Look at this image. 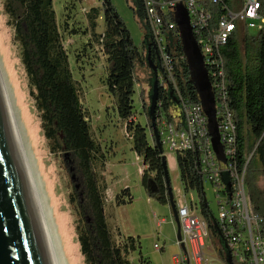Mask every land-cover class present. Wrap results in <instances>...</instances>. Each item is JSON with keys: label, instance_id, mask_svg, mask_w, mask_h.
<instances>
[{"label": "trees", "instance_id": "obj_1", "mask_svg": "<svg viewBox=\"0 0 264 264\" xmlns=\"http://www.w3.org/2000/svg\"><path fill=\"white\" fill-rule=\"evenodd\" d=\"M100 1L101 8H92L86 14L88 27L84 35H91V41L97 42L108 57L107 90L115 100L118 116L128 123L127 131L133 141V150L143 161V188L150 198L170 205L165 150L162 145L159 147L156 144L150 119L145 128L133 121L137 64L148 66L149 56L151 61L154 60L144 0H131L137 20L146 28L143 50L135 46L130 31L111 1ZM201 5L210 16L209 27L214 31L226 10H240L241 0H201ZM5 8L15 28L45 137L52 152L62 154L74 188L71 201L76 204V232L85 263L131 264L129 256L138 253L139 264H152L142 256L139 239L131 237L122 244L114 239L106 213L108 186L99 171L106 167V155L92 136L62 42L53 0H5ZM101 13L104 14L106 28L103 34H97V21ZM78 32L74 30L73 34ZM178 39L177 34L168 38L175 63V77L182 93L201 103L188 75L187 62ZM220 56L225 72L227 100L237 127V165L241 170L246 168L245 183L253 212L263 220L259 224L258 234L264 239V31L256 37L240 31L234 33L220 49ZM159 99L164 101L167 109L168 99L161 90ZM168 117L173 121L172 116ZM176 160L184 192L196 194L197 207L208 225L209 238L212 235L216 245L220 242L222 247H217L216 251L225 262V242L206 198L198 157L186 152L177 154ZM133 200L130 189H124L116 196L115 203L123 206L133 203ZM174 202L177 204L175 199Z\"/></svg>", "mask_w": 264, "mask_h": 264}, {"label": "rangeland", "instance_id": "obj_2", "mask_svg": "<svg viewBox=\"0 0 264 264\" xmlns=\"http://www.w3.org/2000/svg\"><path fill=\"white\" fill-rule=\"evenodd\" d=\"M110 1L125 22L135 46L143 50L142 43L146 28L137 20L132 10L133 2L130 0L129 4L127 0ZM53 2L62 42L69 57L74 80L80 91L81 102L90 122L92 136L106 155L107 166L99 170L100 174L105 180L107 179L110 185L114 184L115 188H121V191L130 189L134 198L133 203L119 207L110 208L109 206L107 208L106 203V213L109 214L108 221L114 239L119 244L131 237L139 239L142 256L152 264H174L173 258L180 253V247L177 242V226L171 207L150 198L143 188L142 159L133 150V141L127 131L128 123L118 116L115 100L107 90L108 57L97 42L91 41V35H84V30L88 27L86 14L92 8H101L102 2L100 0H84L83 2L53 0ZM177 8L175 13L176 33L182 45L186 62L194 74V70L197 71L199 68L193 66L192 44L187 40L186 30L178 25L184 4L179 3ZM260 23L261 21H257L258 25ZM97 24V34H103L106 28L103 13H101ZM74 30L79 32L73 34ZM248 35L256 37L258 30H250ZM0 67L5 82L7 80L6 87L19 120L41 200L43 204L45 203L44 208L47 212L49 226H51L53 240L56 243L55 246L57 245L55 248L58 258L61 260H59L60 264H86L81 254L76 232L78 222L76 204L71 201L74 188L62 154L52 152L51 145L45 137L33 89L22 62L21 48L16 40L15 28L6 12L5 0H0ZM135 76L137 83L133 121L145 128L149 123L148 107L151 103L153 73L146 64H137ZM190 77L197 84V77L195 75H190ZM197 94L201 104L205 107V94L199 91ZM174 108V105L169 106L171 113L174 112ZM211 108L215 109L217 105H211ZM176 112L177 115L181 114L179 105H176ZM213 128L212 125L208 126L210 134ZM149 139L151 140L150 133ZM165 150L170 187L175 201L179 203V197L184 198L185 195V199H183L185 204L199 212L197 200L193 201L191 193L185 194L180 173L176 166L172 167L176 154L168 153L167 148ZM216 159L220 167L224 168L223 146H220ZM204 190L210 210L217 219L219 199L211 183L205 182ZM195 197L197 198L196 195ZM163 219L166 220V223L159 227L158 222ZM209 245L215 250L217 247H222L220 242L215 244V238L212 235ZM209 251L210 249L207 248V256L211 257L212 253H208ZM208 259L209 264H214L215 261L212 258ZM129 260L131 264H139L138 253L131 254Z\"/></svg>", "mask_w": 264, "mask_h": 264}, {"label": "built area", "instance_id": "obj_3", "mask_svg": "<svg viewBox=\"0 0 264 264\" xmlns=\"http://www.w3.org/2000/svg\"><path fill=\"white\" fill-rule=\"evenodd\" d=\"M179 3L184 4L189 14L194 38L214 92V102L217 105L215 120L220 146L224 150V168L220 167L216 159L208 130L209 120L202 104L186 97L175 77V63L169 50L168 38L177 34L175 13ZM144 9L151 37L163 64L165 80L171 86L181 108L180 116L174 117L173 121L159 112L156 122L162 147L164 150L167 148L168 153L176 155L186 152L197 155L204 183L212 184L219 199V216L216 222L232 264H264V239L258 234L259 224L263 220L253 212L245 183L246 168L241 170L237 165V127L227 100L225 72L220 56V49L234 33L258 30L259 34L264 31L263 0H241L240 10H226L214 31L209 27L210 16L201 5V0H144ZM257 21H261L260 25ZM163 78L160 77V80ZM158 104L161 106V102L158 101ZM224 177L230 187L225 185ZM176 206L181 240H177L180 253L174 256V264H209L208 258H212L214 264H227L209 245L208 225L200 212L192 210L185 202H179ZM164 223L165 219L159 221L158 226L161 227ZM207 248L210 249L208 253H212L211 257L207 256Z\"/></svg>", "mask_w": 264, "mask_h": 264}, {"label": "water", "instance_id": "obj_4", "mask_svg": "<svg viewBox=\"0 0 264 264\" xmlns=\"http://www.w3.org/2000/svg\"><path fill=\"white\" fill-rule=\"evenodd\" d=\"M178 10V8H177ZM176 22V18H175ZM177 24V22H176ZM187 32V40L191 42L194 56V70L197 84L192 80L197 91L205 94V113L209 125L214 126L211 133L215 154L219 153L220 137L216 127L214 95L208 73L199 46L194 38L190 17L185 8L181 10L178 23ZM151 70L156 74L151 90V103L148 116L151 120V129L156 144L161 147L160 136L156 124V111L159 101L158 69L154 62L148 58ZM173 101H176L173 93H170ZM167 168V161H164ZM167 184L170 187L169 173ZM224 183L230 187L227 178ZM170 207L177 226V240H181V226L178 217L177 206L170 187ZM227 264H232V258L225 244ZM0 264H57L50 243L41 207L36 190L27 166L18 132L7 103L3 88L0 83Z\"/></svg>", "mask_w": 264, "mask_h": 264}, {"label": "bare ground", "instance_id": "obj_5", "mask_svg": "<svg viewBox=\"0 0 264 264\" xmlns=\"http://www.w3.org/2000/svg\"><path fill=\"white\" fill-rule=\"evenodd\" d=\"M6 82H7V80H6ZM6 82H5L1 67H0V83H1V86L3 88L7 103L9 105L13 120L15 122V126H16V129H17V132H18V136H19V139H20V142H21V146H22V149H23V152H24V156H25V159H26V162H27V166H28V169H29V172H30V175H31L34 187H35V190H36V194H37V197H38V201H39L40 207H41L42 215H43V218H44V222H45V225H46V229H47V232H48L50 243H51V246H52V249H53V253H54V256H55L57 264H60L61 260L58 258L57 251H56V248H55L57 245L55 246L56 243L53 240L51 229H50L51 226H49V223H48L49 220H47L48 217L46 216L47 212H45V208H44V206H45L44 204L45 203L43 204L42 203L43 201L41 200V196H40V191H39V188H38L37 180L35 178V175L33 173V170L31 168V165H30V162H29L27 149H26L25 142H24V137H23V134H22L21 129H20L19 120H18L17 115L15 113L16 111H15V109L13 107L10 95L8 93L9 91L7 90V87H6Z\"/></svg>", "mask_w": 264, "mask_h": 264}, {"label": "flooded vegetation", "instance_id": "obj_6", "mask_svg": "<svg viewBox=\"0 0 264 264\" xmlns=\"http://www.w3.org/2000/svg\"><path fill=\"white\" fill-rule=\"evenodd\" d=\"M150 30V29H149ZM151 35V33H150ZM152 38V37H151ZM152 42H153V39H152ZM155 43L153 42V48H154V53H153V58L154 60L152 62L155 63L157 69H158V79H159V88L161 90V92H163V94L167 97V109H165V103L162 99H159V102H161V106H158L157 107V111L156 113L159 115V112L161 113H164L166 114V116L168 117V115L172 116L173 118L174 117H177V116H180V115H174V113L176 112V105H179V102L178 100L176 101H173L172 98L170 97V93L172 92V89H171V86L169 85V83L165 80L166 79V75L164 73V68H163V64H162V61H161V58H160V55L157 53L156 51V48H155ZM149 66V65H148ZM150 67V66H149ZM187 67H188V75L192 76V69L191 67H189V65L187 64ZM151 69V68H150ZM206 69V68H205ZM153 73V84H154V80H155V77H156V74L152 71ZM165 75V76H164ZM160 77H164L163 79L160 80ZM191 78V77H190ZM167 83V84H166ZM194 88H195V85L193 84ZM173 93V92H172ZM212 93H213V90H212ZM174 96V95H173ZM175 98V97H174ZM159 105V104H158ZM170 105H174L175 108H174V112H170L169 110V106ZM180 106V105H179ZM150 107V106H149ZM148 107V109H149ZM177 113V112H176ZM178 114V113H177ZM169 118V117H168ZM157 121V119H156ZM157 124V122H156Z\"/></svg>", "mask_w": 264, "mask_h": 264}, {"label": "crops", "instance_id": "obj_7", "mask_svg": "<svg viewBox=\"0 0 264 264\" xmlns=\"http://www.w3.org/2000/svg\"><path fill=\"white\" fill-rule=\"evenodd\" d=\"M174 115H176L177 116V113L175 112L174 113ZM143 162V161H142ZM106 166H107V164H106ZM177 167V169H178V166H177V160H176V158L173 160V162H172V167ZM143 169H144V166H143V168L141 169L142 171H143ZM179 171V170H178ZM106 182H107V186H108V188H107V192H106V203H107V208L110 206V208H113V207H119V206H117L116 205V203H115V199H116V196L120 193V191H121V188H115L113 185L114 184H112V185H110L109 183H108V181H107V179H106ZM195 193H191V198L193 199V201H195L197 198L195 197ZM110 196V197H109ZM183 199H185V195H184V198H182L181 196L179 197V202H182V203H184V201H183ZM178 203V202H177ZM106 208V209H107ZM107 215H108V220H109V214L107 213Z\"/></svg>", "mask_w": 264, "mask_h": 264}]
</instances>
